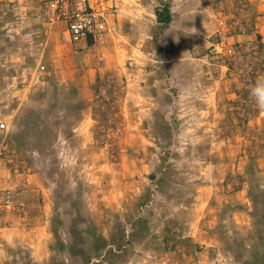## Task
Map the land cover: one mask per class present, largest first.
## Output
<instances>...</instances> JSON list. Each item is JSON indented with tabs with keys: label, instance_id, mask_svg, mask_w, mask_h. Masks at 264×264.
Wrapping results in <instances>:
<instances>
[{
	"label": "rangeland",
	"instance_id": "obj_1",
	"mask_svg": "<svg viewBox=\"0 0 264 264\" xmlns=\"http://www.w3.org/2000/svg\"><path fill=\"white\" fill-rule=\"evenodd\" d=\"M48 1L0 0V235L26 197L51 239L0 264H264V0H104L86 42Z\"/></svg>",
	"mask_w": 264,
	"mask_h": 264
},
{
	"label": "crops",
	"instance_id": "obj_2",
	"mask_svg": "<svg viewBox=\"0 0 264 264\" xmlns=\"http://www.w3.org/2000/svg\"><path fill=\"white\" fill-rule=\"evenodd\" d=\"M91 4L97 8L104 7L106 9L107 7H113L112 3L109 2L107 5L104 0H91ZM111 12H113L112 9L108 10V13H106L107 26L110 25L111 17L114 16ZM62 24L66 27L68 36L71 38L67 26L64 23ZM238 40L241 39L238 37ZM42 184V179L39 176L33 174L30 175L26 182V188L28 191H26L25 196L35 192H38L39 196L40 191L37 189H41L43 187ZM44 196L45 193L42 192L40 199H42L43 202L46 201ZM24 201L25 202L21 205L25 206L23 209L25 217L22 219L21 217L15 218L13 223L4 229L3 234L0 236L12 246L28 245L33 249V254L37 260L44 259L51 240L50 227L48 226L49 224L47 223L46 218L48 214V206L43 205V203H38L39 205L32 204V202L27 200L26 197Z\"/></svg>",
	"mask_w": 264,
	"mask_h": 264
},
{
	"label": "built area",
	"instance_id": "obj_3",
	"mask_svg": "<svg viewBox=\"0 0 264 264\" xmlns=\"http://www.w3.org/2000/svg\"><path fill=\"white\" fill-rule=\"evenodd\" d=\"M46 10L52 21L67 26L74 42L96 39L107 30V10L94 7L91 0H49ZM4 201L7 208L16 203L11 193L6 195Z\"/></svg>",
	"mask_w": 264,
	"mask_h": 264
},
{
	"label": "clouds",
	"instance_id": "obj_4",
	"mask_svg": "<svg viewBox=\"0 0 264 264\" xmlns=\"http://www.w3.org/2000/svg\"><path fill=\"white\" fill-rule=\"evenodd\" d=\"M252 94L260 101V107L264 110V82L258 83L252 90Z\"/></svg>",
	"mask_w": 264,
	"mask_h": 264
}]
</instances>
